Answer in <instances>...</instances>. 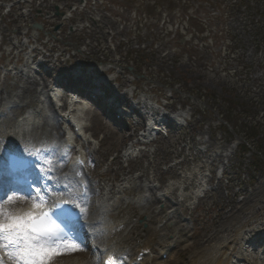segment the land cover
Wrapping results in <instances>:
<instances>
[{"label":"rangeland","instance_id":"rangeland-1","mask_svg":"<svg viewBox=\"0 0 264 264\" xmlns=\"http://www.w3.org/2000/svg\"><path fill=\"white\" fill-rule=\"evenodd\" d=\"M103 1L105 3H98L93 9L94 20L86 21V26L91 28L67 35L68 27L80 20L68 21L59 39L54 38L56 41L47 44V50L52 46L57 47L58 53L66 50L62 60L70 69L72 64L78 66L80 62L78 59L70 61L69 57L74 53L84 56L81 47L91 41L93 55L94 51L103 50L105 53L98 55L110 61L100 68L113 67L114 73L110 77L121 75L126 82L133 81L126 91L137 89L138 93L145 92L147 94L140 97L154 100L152 104L161 113L170 116L174 112H182L187 117L180 121L183 126L178 127L172 122L168 137H160L151 147L150 150L157 151L155 154L130 164L131 174H139L138 165L144 164L151 176L157 174L153 184L165 187L177 182L171 175L162 177V173L182 158L183 150L188 154L190 143L196 142L195 148L205 152V156L215 155L221 148L223 157L214 165L201 168V176L209 181L208 191L177 208L178 219L166 223L170 241L175 236L173 241L177 244V249L168 254V260L184 264L191 256L199 254V243L223 227L220 225L223 220L218 219L222 211H231L230 208L237 204L239 214L254 215L250 214V209L264 205V154L257 160L253 157L255 149L249 152L253 156L249 153L244 156L242 148L239 150L236 146L232 150L229 147L236 139L244 142L237 136L234 124L241 131V125L252 131L255 126L259 127L260 137L264 138V0H162L158 7L150 10V15L138 5L140 3ZM103 17L109 22L100 23ZM24 22L32 24V20H8L9 31L3 33L5 41L10 37L16 38V35L21 40L23 35L16 28ZM56 22L58 20L47 24L51 26ZM26 36L30 37L31 32ZM74 41L82 42L83 46L74 47ZM143 50L150 54L148 59L140 56ZM7 59L10 60L4 55L1 61L7 64ZM166 104L170 110L164 109ZM228 118L233 121L228 122ZM96 126L103 128L97 130L95 138L100 153L94 154L96 161L90 158L86 171L100 179L114 158L136 140L139 128L132 132L121 126L117 132L109 133V126H115L102 121ZM122 133L127 136L123 137ZM133 136L135 138L131 139ZM204 142H212V145L205 146ZM94 148L90 146L91 154ZM205 158L201 156V159L191 160L190 168L203 166ZM127 165L125 163L124 167ZM116 168L114 166L108 175L121 181L124 171ZM194 188L187 189L186 193L191 194ZM139 193L134 191L131 196ZM163 207L161 203H154L153 210L160 211ZM170 209L174 207L170 205L167 211ZM233 214L225 219L232 220ZM263 215L264 212L255 216L259 219ZM145 218L138 220L142 234L152 226ZM176 221H181L182 232ZM153 226L157 227L156 224ZM89 255L87 251L86 257ZM74 256L77 257L78 253Z\"/></svg>","mask_w":264,"mask_h":264},{"label":"bare ground","instance_id":"bare-ground-1","mask_svg":"<svg viewBox=\"0 0 264 264\" xmlns=\"http://www.w3.org/2000/svg\"><path fill=\"white\" fill-rule=\"evenodd\" d=\"M25 43L26 41L15 46L13 49L15 51L9 53L10 58L22 57L23 68L8 69L5 77L9 79L7 81L5 79L0 83L3 84L2 89L4 90L3 93L0 92V185L5 182L3 179L5 178L4 171L7 170L8 155L10 153L20 157L31 155L34 152L32 149L35 147L31 145L29 140L39 138L42 143L40 149L44 152L41 159L49 158V155L54 153L51 157L53 159L51 167L48 170L45 169L48 174V194L46 196L51 201L39 208L24 209L23 207L19 208L18 204L12 203L5 205V207L40 215L41 212L50 210L54 203L59 201V197H50L49 189L53 190L55 188L54 190H56L64 184L67 187L62 188L61 193L65 195L63 198L69 197L68 199L74 205H77L76 209L83 220L89 218L85 224L81 223L78 228L84 230L86 227L90 228L91 232L88 233V237L91 240L90 242L94 241V244H81V247L84 249L87 247L92 249L93 247V253L85 259L72 256V254L78 253L77 250L65 252L56 256L54 259L56 262L53 260V264H103V262L108 261L109 257L115 259L116 264H176L174 261L170 262V260L161 263L170 251L176 247L174 242H168L169 228L166 223L178 218L176 217L177 208L183 206L190 199H197L201 192L207 190L205 187H207L209 181L201 176V168L204 166L210 167L219 161L223 157L220 153L221 148L216 150L215 155L205 156V152L195 148L196 142L191 143L188 154H185V150H183V158L170 166L165 173H162V176L171 175L177 180V183H170L165 187L163 186L162 189L152 184L153 177H157V174L151 176L148 166H144V164L138 165L139 174H131L132 167L130 164L138 159H147L152 152L150 146L145 145V148L140 149L138 154H134L132 149L134 150V147L137 146L135 140L127 145L110 164L111 170L116 166V170L124 171V178L118 184L111 183L112 179L106 177L107 173L103 174L107 182L102 184L101 179H97L91 173H86L80 165V161L83 160V152L80 150L87 149L91 144V138H94V136H90V138L86 136V141L81 145V149L76 151L74 159L71 158L63 168L64 163L61 162L63 161L62 155L66 152V146L49 139L52 136L50 133L53 132L52 130H63V138L68 140V144L72 142L70 133L65 131L68 127V124H64L66 113L61 114L54 109V106L57 107L64 100V97L57 100L55 104L47 103L49 97L55 98L61 94V80H54L51 75L54 72L62 73V69L48 54H44L43 60L51 63L52 67L44 72L40 78L32 76L30 59L34 53H38L39 49L33 47L28 51L29 48ZM75 57L77 55L73 56V58ZM101 61H106V59ZM88 66L90 70L86 66H81L78 69L79 73L65 74L64 77L72 81L82 82L83 87H92L90 89L94 91L98 98L106 100L107 97L112 96L115 102L125 106L126 111H117V106L113 104L111 110L116 117L125 121L128 130L135 129L133 125H130L133 120L138 125L145 120L146 115L158 118V120L161 119V114L151 103V99L140 98L132 102V94L134 98L136 97L135 91L116 94L119 87H113L112 80H96L97 77L111 72L112 68L99 70L92 62H88ZM127 83L122 81L123 86ZM69 92L73 96L64 102L61 109L73 111L74 117L79 120L76 126L83 122L85 124V134L90 129L93 135H96L98 129L103 130V128H98L96 125L99 121L107 124V121H109L108 116L102 119L100 113L96 110L94 113H88L79 101L81 100L83 103H89V101L80 98L77 99V102L74 98L75 93ZM113 100L109 102H113ZM12 104L15 105L10 106ZM23 106L34 109L22 114L23 116L19 117L18 121L12 118V115ZM69 114L73 115L71 112ZM178 117L182 118L183 116L178 115ZM148 125L151 126L152 124L149 121L145 123L146 131L139 136L140 138L150 135ZM118 130L116 127L109 126V133ZM122 136L127 135L122 133ZM128 136L130 138L131 135L128 134ZM107 137L109 136L107 135ZM203 144L209 147L212 142H204ZM229 147L233 149L234 145ZM92 153L98 155L100 152L99 149H94ZM189 156H192V160L201 159V156L206 157L202 162L203 166L195 165V167L190 168L191 159ZM125 163L128 164L127 167H124ZM183 167H185V170ZM34 172H38L37 167ZM190 188H194V191L191 194L186 193V190ZM134 191L141 193L132 198L129 194ZM9 194L11 193L9 192ZM13 196L17 199L25 197L24 194ZM246 200L245 197L244 201ZM156 202L162 203L164 208L160 211L153 210V205ZM170 205L174 209L167 211ZM139 207L148 211L145 210L142 214L137 209ZM237 209L240 208L236 204L230 208L231 211L220 213L218 219L223 220L222 224L220 223L223 227L215 230L205 242L199 243V247H201L199 254L191 256L184 264H264V215L259 219H257L259 216H255L264 212V205L250 209V214L254 215L239 214ZM230 213H235L232 216L233 219H225L226 217L231 218ZM141 215H146L148 223L152 225L146 230L145 235H142L136 223ZM157 221L160 222L158 228L153 226ZM177 224L181 226L180 221ZM135 235L140 238L139 241L134 237ZM178 253L179 251H177ZM66 255H69V257H65ZM5 262V264L11 263L8 259Z\"/></svg>","mask_w":264,"mask_h":264},{"label":"snow or ice","instance_id":"snow-or-ice-1","mask_svg":"<svg viewBox=\"0 0 264 264\" xmlns=\"http://www.w3.org/2000/svg\"><path fill=\"white\" fill-rule=\"evenodd\" d=\"M36 167L38 172L32 173L25 194L43 201L48 194V174L39 164ZM9 203H16L14 196L9 190L0 192V264H5V256L11 264H52L62 253L83 250L76 230L74 211L77 205L64 201L53 206L55 211L37 215L5 207ZM103 264H116V260L109 257Z\"/></svg>","mask_w":264,"mask_h":264},{"label":"trees","instance_id":"trees-1","mask_svg":"<svg viewBox=\"0 0 264 264\" xmlns=\"http://www.w3.org/2000/svg\"><path fill=\"white\" fill-rule=\"evenodd\" d=\"M245 129H248V128H245ZM251 131V130H250ZM254 134L253 135H249L248 133H247V135L250 137V136H252V137H254V138H256V137H258L259 136V127H254ZM256 141L258 142L259 141V143L260 144H262L263 143V141H262V139L261 138H259V139H256ZM257 144V147L259 148V149H261L262 147L260 146V144ZM244 149H243V151H248V148L246 147V146H244L243 147Z\"/></svg>","mask_w":264,"mask_h":264}]
</instances>
